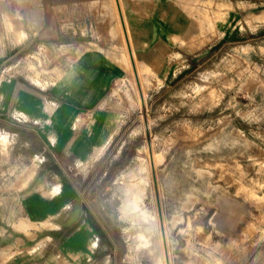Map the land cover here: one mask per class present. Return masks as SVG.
I'll list each match as a JSON object with an SVG mask.
<instances>
[{
  "label": "rangeland",
  "instance_id": "1",
  "mask_svg": "<svg viewBox=\"0 0 264 264\" xmlns=\"http://www.w3.org/2000/svg\"><path fill=\"white\" fill-rule=\"evenodd\" d=\"M196 3L191 9L201 33L164 69L141 63L133 50L141 75L125 59L116 8L118 29L108 41L127 74L112 84L107 106L119 113L121 129L103 158L74 171L102 176V219L112 226V250L125 264H237L236 255H264V24L247 8L229 35L218 24L232 6ZM125 19L128 27L126 12ZM48 58L39 53L30 60L37 75ZM33 157L0 126L1 188L15 175L11 183L26 186L41 168ZM140 179H147L139 185L146 209L156 214L162 203L157 207L167 224L133 205ZM239 202L245 211L228 229Z\"/></svg>",
  "mask_w": 264,
  "mask_h": 264
},
{
  "label": "crops",
  "instance_id": "2",
  "mask_svg": "<svg viewBox=\"0 0 264 264\" xmlns=\"http://www.w3.org/2000/svg\"><path fill=\"white\" fill-rule=\"evenodd\" d=\"M122 1L131 47L143 64L169 67L173 54L187 51L185 44L201 33L191 9L196 0ZM212 1L232 6L219 31L233 34L247 8L264 24V0ZM117 3L0 0V126L41 165L22 188L11 183L16 175L1 188L0 172V264L126 262L112 250V226L102 219V176L74 171L103 158L121 129L119 113L107 106L112 84L127 74L108 41L118 29ZM39 53L49 58L37 75L30 60ZM244 211L239 202L228 229ZM236 257L237 264H264L262 251Z\"/></svg>",
  "mask_w": 264,
  "mask_h": 264
},
{
  "label": "bare ground",
  "instance_id": "3",
  "mask_svg": "<svg viewBox=\"0 0 264 264\" xmlns=\"http://www.w3.org/2000/svg\"><path fill=\"white\" fill-rule=\"evenodd\" d=\"M119 1V4L117 3V13H118V15H119V19L121 18V16H122V18H124L125 19V11H124V9H123V2H122V0H118ZM124 25H125V28L123 27V23H122V21H121V19H120V27H121V30H122V32H123V35H124V41H125V44L127 45V47H128V51H126V53H125V59L130 63V65L131 66H133L134 67V69L133 70H135V72H136V74L137 75H139L140 73L138 72V70L140 71V69L139 68H137V64H136V58H135V54H134V52H133V49H132V47H131V45H132V43H131V38H130V35H129V30H128V27H127V23H126V19L124 20ZM126 45H125V47H126ZM129 45H130V49H132V50H130L129 49ZM132 67V68H133ZM132 70V71H133ZM141 75V74H140ZM138 77V76H137ZM140 82H141V79H140ZM140 88V87H139ZM141 88H142V86H141ZM143 182H146L147 183V179H140V180H138L137 182H136V193H135V195H134V198H133V205L138 209V211H141L142 213H145V214H147V216H149L151 219H154V218H157L158 219V221H160V220H162V222L165 224H167L168 223V217L166 216V214H165V212L163 213V212H161V211H159V207H157V203H156V209L155 210H157V212H156V214H150L149 212H148V210L146 209V204H145V201H144V192H142L143 190H145V189H143L141 186H140V188L142 189V190H140L139 189V185L141 184V183H143ZM150 184V183H149ZM152 186V185H151ZM146 187H147V185H146ZM157 187V186H156ZM159 187V186H158ZM144 188H145V186H144ZM152 188V187H151ZM147 191V190H146ZM153 191H155V190H153ZM158 191H159V189H158ZM152 192V191H151ZM148 193V192H147ZM191 193H195L194 192V189L192 188V190H188L187 192H186V194H187V197H189V195L191 194ZM152 194V193H151ZM159 194H160V192H159ZM153 196L155 197V193L153 194ZM191 196V195H190ZM147 197V196H146ZM159 197V196H158ZM153 198V197H152ZM157 198V197H156ZM156 198H155V200H153V201H156ZM161 201V200H160ZM188 201V200H187ZM154 203V202H153ZM160 205H162V203L160 204ZM160 205H158V206H160ZM154 206V205H153ZM155 207V206H154ZM153 207V208H154ZM137 211V212H138ZM161 212V213H160ZM173 216H175V215H173ZM177 216V215H176ZM175 216V217H176ZM161 218V219H160ZM174 218V217H173ZM173 218H172V220H173ZM177 218V217H176ZM160 219V220H159ZM175 221H177V220H175V218H174V222ZM161 222V221H160ZM159 222V223H160ZM173 222V221H172ZM157 224H158V222H157ZM161 226H162V224H160L159 225V227L161 228ZM165 226V225H164ZM166 229H167V227H166ZM159 230V229H158ZM161 230V229H160ZM168 230V229H167ZM166 230V231H167ZM155 229L154 228H152L149 232H150V234L149 235H153L154 233H155ZM162 231V230H161ZM163 232V231H162ZM166 233V232H165ZM162 234V233H161ZM149 235H147V234H144V238H146V242H151V240H150V238H149ZM155 235V234H154ZM164 235V234H163ZM160 239V238H159ZM161 239H162V237H161ZM160 239V240H161ZM162 240H164V239H162ZM169 241V240H168ZM170 242V241H169ZM167 243V242H166ZM167 245H170V244H167ZM166 245V246H167ZM166 248V247H165ZM167 252V251H166ZM166 252H165V254H166ZM164 254V255H165ZM161 255H163V254H161ZM167 256V255H166ZM171 257V256H170ZM169 257V258H170ZM170 261H171V259H170ZM169 261V262H170ZM168 263V262H167ZM172 263V262H171Z\"/></svg>",
  "mask_w": 264,
  "mask_h": 264
}]
</instances>
